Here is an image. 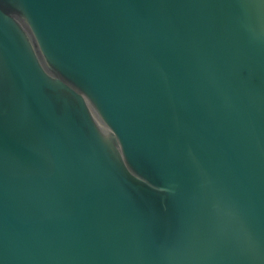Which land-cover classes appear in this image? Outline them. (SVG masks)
I'll return each mask as SVG.
<instances>
[{"label":"water","instance_id":"obj_1","mask_svg":"<svg viewBox=\"0 0 264 264\" xmlns=\"http://www.w3.org/2000/svg\"><path fill=\"white\" fill-rule=\"evenodd\" d=\"M0 264H264V0H0Z\"/></svg>","mask_w":264,"mask_h":264}]
</instances>
